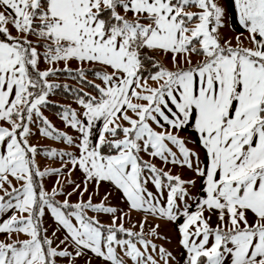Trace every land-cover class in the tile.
<instances>
[{
	"label": "snow or ice",
	"instance_id": "6c2138e0",
	"mask_svg": "<svg viewBox=\"0 0 264 264\" xmlns=\"http://www.w3.org/2000/svg\"><path fill=\"white\" fill-rule=\"evenodd\" d=\"M161 221L183 264H264V0H0V264H169Z\"/></svg>",
	"mask_w": 264,
	"mask_h": 264
},
{
	"label": "crops",
	"instance_id": "0c3cea01",
	"mask_svg": "<svg viewBox=\"0 0 264 264\" xmlns=\"http://www.w3.org/2000/svg\"><path fill=\"white\" fill-rule=\"evenodd\" d=\"M228 20H230V26L231 28H236L237 30H239V26L237 21L231 16V14H229ZM65 174H67L65 172ZM61 177V178H60ZM59 179L61 181H64L65 179L62 178V176H60ZM79 177L80 174L79 172H74L71 176V179L76 180L77 182H79ZM57 181V176L56 175H50L49 176V182H48V186L47 189H51V187L56 184ZM15 183V181H13ZM91 188V187H90ZM71 190V186L66 187L65 191H70ZM100 190L102 191L101 196H103L104 192L107 190V186L106 185H101ZM72 197V198H71ZM71 197H69V199L71 201H74L73 199H78V197L76 196V194H73ZM76 197V198H75ZM116 194H113V197L111 198V203L115 204L119 207H122L125 209V212H127V207L126 205L122 202L117 200L116 198ZM85 198H87V194H85ZM57 199H63L62 196H58ZM10 214V213H9ZM91 214V213H90ZM132 218L134 221L140 220L142 218L141 214L138 212H133L132 213ZM105 220H107V218H104ZM215 221V217H213V222ZM155 223L154 220H152V218H149V221L146 223L145 225V232H147L148 227L152 224ZM161 223V227L159 229L160 232H162L164 235L171 237V241H167V240H157L156 243L158 244H163L169 251H171L172 253V259L169 260V264H183V260L184 257L186 255V253L182 250V248L177 244L176 242V232L173 229V227L171 225H166L163 221L160 222ZM125 226H129L126 222ZM44 227H46L48 229V235H50L52 233V231L54 230V228L56 227L55 222L52 220V218L49 215H45L44 217ZM57 236H60L61 233L57 232L56 233ZM0 239H4V235L0 234ZM55 242V241H54ZM86 259V258H85ZM78 264H84V260H80L78 261ZM95 264V262H94Z\"/></svg>",
	"mask_w": 264,
	"mask_h": 264
},
{
	"label": "rangeland",
	"instance_id": "374dc122",
	"mask_svg": "<svg viewBox=\"0 0 264 264\" xmlns=\"http://www.w3.org/2000/svg\"><path fill=\"white\" fill-rule=\"evenodd\" d=\"M230 20H228V23L227 25L222 29V32L225 34V36H235V32L233 31V29L231 28L230 26ZM72 67H75V63L73 62V64L71 65ZM50 79H57L56 77H50ZM59 79V82L62 81L63 79ZM49 100L52 101V102H57V103H60L62 105L64 104H72L73 107H75V105L73 104L72 101H66L65 99L59 97V96H55V95H51L49 97ZM42 111L44 112V115L47 116L52 122L53 124L58 128V129H61L63 131H66L68 132L70 135H75V132L74 130H71L70 128H66L60 121L59 119V115L55 114V113H52L48 110H46L45 108L42 109ZM32 143H36V144H39L41 145L42 147L43 146H52V147H57V148H63V147H66V145L60 143V142H54L48 138H45V137H41L39 136V134L37 133L36 136H34L32 138ZM147 159V157H145ZM38 159V162L40 163L41 165V168L45 167V166H51V167H58L59 166V158H48V159H45L43 157V155L41 154L40 156L37 157ZM49 176H46L44 179H43V183H44V187L47 189L46 186H48V182H49ZM63 179H66L67 178V174H64V175H61ZM61 178V177H60ZM89 191H92V189L90 188ZM102 194V191L100 190V195ZM72 198V197H71ZM76 198V197H75ZM95 199H98V197H94V200ZM75 200V199H73Z\"/></svg>",
	"mask_w": 264,
	"mask_h": 264
},
{
	"label": "trees",
	"instance_id": "16d2710c",
	"mask_svg": "<svg viewBox=\"0 0 264 264\" xmlns=\"http://www.w3.org/2000/svg\"><path fill=\"white\" fill-rule=\"evenodd\" d=\"M59 78L63 79L62 81H60L61 84L68 83L70 85H74V86L79 87V85L76 84V81L69 79V78H66V76H60ZM55 96H59V97L65 99L66 101H72L70 98V95L64 93L61 90H57V94ZM58 105H62V104L57 103V102L56 103L53 102V103H50L47 107H45V109L52 112V113L59 115V112L61 109L58 107Z\"/></svg>",
	"mask_w": 264,
	"mask_h": 264
}]
</instances>
